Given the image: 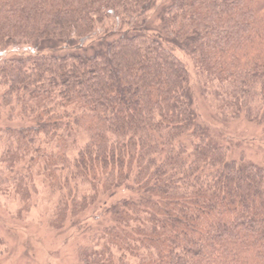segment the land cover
I'll list each match as a JSON object with an SVG mask.
<instances>
[{
	"label": "trees",
	"instance_id": "trees-1",
	"mask_svg": "<svg viewBox=\"0 0 264 264\" xmlns=\"http://www.w3.org/2000/svg\"><path fill=\"white\" fill-rule=\"evenodd\" d=\"M175 49L264 125V0H0V187L41 179L80 264H264V165L200 122Z\"/></svg>",
	"mask_w": 264,
	"mask_h": 264
},
{
	"label": "rangeland",
	"instance_id": "rangeland-1",
	"mask_svg": "<svg viewBox=\"0 0 264 264\" xmlns=\"http://www.w3.org/2000/svg\"><path fill=\"white\" fill-rule=\"evenodd\" d=\"M175 53L190 70L200 122L230 146V157L236 158L244 152L247 158L264 165V125L246 119L229 120L218 113L217 103L209 88L203 87L190 57L177 49ZM9 124L8 117L1 115L0 128ZM1 151L0 147V154ZM41 183L38 178L36 185L40 191L28 201L6 184L0 187V264H80L77 249L86 242L88 234H82L69 222L63 227L54 223L57 195ZM88 215L84 214V221H89Z\"/></svg>",
	"mask_w": 264,
	"mask_h": 264
}]
</instances>
